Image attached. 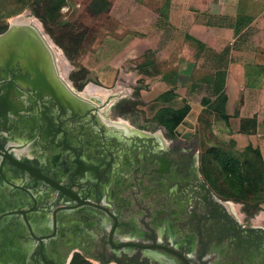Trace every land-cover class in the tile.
<instances>
[{
  "label": "flooded vegetation",
  "instance_id": "af4514ba",
  "mask_svg": "<svg viewBox=\"0 0 264 264\" xmlns=\"http://www.w3.org/2000/svg\"><path fill=\"white\" fill-rule=\"evenodd\" d=\"M112 108L68 83L32 22L0 26V264H264V227L197 155Z\"/></svg>",
  "mask_w": 264,
  "mask_h": 264
},
{
  "label": "crops",
  "instance_id": "0c3cea01",
  "mask_svg": "<svg viewBox=\"0 0 264 264\" xmlns=\"http://www.w3.org/2000/svg\"><path fill=\"white\" fill-rule=\"evenodd\" d=\"M107 1L112 25L92 50L106 91L140 98L155 121L211 110L217 139L264 172V0Z\"/></svg>",
  "mask_w": 264,
  "mask_h": 264
},
{
  "label": "rangeland",
  "instance_id": "374dc122",
  "mask_svg": "<svg viewBox=\"0 0 264 264\" xmlns=\"http://www.w3.org/2000/svg\"><path fill=\"white\" fill-rule=\"evenodd\" d=\"M108 11L107 0H0V26L13 19L36 25L70 85L80 92L103 91L107 97L102 101L112 104L114 117H130L138 129L160 133L176 151L187 150L190 160L197 155L198 174L214 195L228 203L245 225L264 227V172L254 158L233 154L217 139L211 131V110L199 115L198 109H182L157 122L141 107L140 98L106 91L112 86L103 84L93 69L92 50L101 31L112 25ZM189 111L191 117L185 119ZM73 264L98 263L77 254Z\"/></svg>",
  "mask_w": 264,
  "mask_h": 264
},
{
  "label": "bare ground",
  "instance_id": "6f19581e",
  "mask_svg": "<svg viewBox=\"0 0 264 264\" xmlns=\"http://www.w3.org/2000/svg\"><path fill=\"white\" fill-rule=\"evenodd\" d=\"M87 92H88L89 95H91V96H93L95 98H98L100 100H103L104 98L107 97V95L105 93H103V91H100L99 89L90 88V89H88ZM121 126H123V128H125V129H129V128L131 129V127L126 122H121ZM132 132H136L138 134H142L141 132L134 131V130ZM154 137H158L159 140H161L162 142L164 141V138L160 134L154 135ZM163 144H164V142H163ZM228 206L231 209V206L230 205H228Z\"/></svg>",
  "mask_w": 264,
  "mask_h": 264
}]
</instances>
